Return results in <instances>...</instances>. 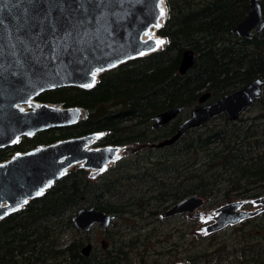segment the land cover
I'll return each instance as SVG.
<instances>
[{
  "label": "trees",
  "instance_id": "16d2710c",
  "mask_svg": "<svg viewBox=\"0 0 264 264\" xmlns=\"http://www.w3.org/2000/svg\"><path fill=\"white\" fill-rule=\"evenodd\" d=\"M167 6L168 18L159 30L167 39L163 48L103 72L92 88L63 86L36 98L80 107L86 112L83 120L0 147L2 163L19 152L93 132H105L97 146H132L96 178L86 169H71L44 195L2 219L0 264H147L142 248L164 257L150 264H264V212L204 234L194 231L197 221L185 214L160 216L192 194L203 197L208 209L264 195V89L238 119L220 114L174 144L154 145L177 132L205 91L213 100L264 77V28L251 39L235 32L250 11L249 0H167ZM187 48L198 59L183 74ZM182 105L186 109L177 117L153 128L154 115ZM84 207L113 214L115 227L118 218L129 223L136 216L142 222L128 233L120 227L106 231L113 249L100 252L94 245L86 257L81 249L90 235L72 220ZM72 233L85 236L68 242L65 237Z\"/></svg>",
  "mask_w": 264,
  "mask_h": 264
},
{
  "label": "water",
  "instance_id": "95a60500",
  "mask_svg": "<svg viewBox=\"0 0 264 264\" xmlns=\"http://www.w3.org/2000/svg\"><path fill=\"white\" fill-rule=\"evenodd\" d=\"M161 1L31 0L29 3L28 0H4L0 11V147L18 143L25 135L34 136L40 131L72 126L83 120L86 112L80 107L40 102L37 107L21 111L18 106L28 104L44 91L63 86L92 88L103 72L161 49L155 48L153 40L143 39V33L158 23ZM249 1L248 15L234 30L239 36L251 39L254 32L263 30L264 16L260 0ZM166 7L165 21L169 14L167 0ZM143 52L147 54L142 55ZM197 59V53L187 48L180 72L187 73ZM96 70L100 71L97 80L93 77ZM263 89L264 77H256L242 88L213 100H209L211 93L205 91L199 99L200 106L181 122L177 132L154 145L161 148L174 144L187 130L202 126L220 114L229 120L238 119L261 99ZM184 109L183 105L171 107L154 115L153 128L168 124ZM99 134L60 139L19 152L11 160L0 163V221L44 195L74 163L84 162L86 169L106 171L121 146L87 148ZM204 202L203 197L192 194L167 208L162 217L191 213ZM249 202L257 205L256 208H246L244 199L216 208L213 222L204 233L219 231L264 212V195ZM114 218L113 214L96 207H84L72 215L76 228L83 233H90L96 226L107 229ZM102 244L108 248L106 239ZM92 248V243L84 245L82 255L90 256Z\"/></svg>",
  "mask_w": 264,
  "mask_h": 264
},
{
  "label": "rangeland",
  "instance_id": "374dc122",
  "mask_svg": "<svg viewBox=\"0 0 264 264\" xmlns=\"http://www.w3.org/2000/svg\"><path fill=\"white\" fill-rule=\"evenodd\" d=\"M160 30V29H159ZM159 30H158V34H159ZM160 35V34H159ZM162 36V35H160ZM163 37V36H162ZM166 39V38H165ZM167 41V39H166ZM163 47V46H162ZM161 47V48H162ZM39 101L36 100V99H32V101L29 103V106L30 108H34V107H37L39 106ZM105 135V132H100V134L97 136L96 139H94V142H93V145H97L98 144V141ZM132 149V146L131 145H123L120 147V155L116 158V159H113L109 164H108V168L111 167L116 161L120 160L121 158H123L124 156L130 154V151ZM75 168H83V169H86L84 167V163H74L70 166V170L71 169H75ZM89 173V177L90 178H96L101 172L99 171H96L95 169H86ZM205 200V199H204ZM247 203H251L249 201L251 200H246ZM205 205V202L203 204V206H201L200 208L196 209L195 211L191 212V213H187L185 214L186 217L190 218V219H193L195 221H197L198 225L197 227L194 228V231H200L201 233L204 234L205 230H206V227L211 223L213 222V219H214V216L216 215V209H208L206 207H204ZM249 206H251L252 209L256 208L257 205H255L254 203L250 204ZM166 209H162L161 210V213H160V216L162 215V213L165 211ZM138 221L141 223L142 221L136 217V216H133V217H130V220H129V223L128 221H126V219L124 218H118L117 219V222H118V226H110L109 228L107 229H103L99 226H96L93 228V230L89 233V234H85V235H90V240L91 242H93L94 245L97 246V250H99L100 252L103 250L102 248V244H101V241L103 239H106L107 240V232L108 230H113L115 228H122L124 232H129V228H132V226L138 224ZM168 229V228H167ZM122 230H119V233L122 234L123 232ZM69 235V234H68ZM83 233L82 234H78L76 235L75 233H72L70 236H67L65 237L66 240L69 242L71 238H81L83 236H85ZM108 244H109V247L113 249V244L112 242H110L108 240ZM142 251H140L141 253H144V256H146V259L148 261V263H153V260H157V261H164V257L162 255H159L157 253L154 252V250L151 248V249H147V250H144L143 251V248L141 249ZM131 256L135 257V256H138L136 252H131ZM138 261H135L134 264H137ZM147 263V264H148ZM175 263H181L180 261H176L172 264H175Z\"/></svg>",
  "mask_w": 264,
  "mask_h": 264
},
{
  "label": "bare ground",
  "instance_id": "6f19581e",
  "mask_svg": "<svg viewBox=\"0 0 264 264\" xmlns=\"http://www.w3.org/2000/svg\"><path fill=\"white\" fill-rule=\"evenodd\" d=\"M161 8L164 9L165 11V15L163 17H159V20H158V23L157 24H154L152 25L148 30H146L144 33H143V39L144 40H153L155 42V48L156 49H159L161 48L165 42H166V39L165 37H162L158 34V30L161 29V27H163V23L167 17V7H166V0H162L160 3H159V9L161 10ZM159 24V27H157V25ZM158 41H163V43H160L158 44L157 42ZM147 52H143L142 55H146ZM100 71L99 70H96L95 72V78L96 80L98 79V75H99ZM88 85H93V83L91 84H88ZM32 100H30L31 102ZM26 104V105H19V109H23V111H27L30 109V106H29V103ZM51 106H54L53 104L49 103ZM93 142L94 140L90 141L87 145V148H91L93 146ZM120 155V149L117 151V154H116V158ZM80 163H84V162H80ZM67 170L64 171V173L66 172Z\"/></svg>",
  "mask_w": 264,
  "mask_h": 264
},
{
  "label": "snow or ice",
  "instance_id": "6c2138e0",
  "mask_svg": "<svg viewBox=\"0 0 264 264\" xmlns=\"http://www.w3.org/2000/svg\"><path fill=\"white\" fill-rule=\"evenodd\" d=\"M3 2H4V0H0V11L3 10V8H2V4H3ZM28 2L31 3V0H28ZM159 15H160L161 17H163V16L165 15V11H164L163 8H161ZM0 23H2V21H0ZM157 27H159V24L157 25ZM21 43H23V41H21ZM157 43L160 44V43H163V41H158ZM13 47H15V45H13ZM94 76H95V73H93V77H94ZM94 82H95V81L93 80V83H94ZM87 86H88V87H91L92 85H87ZM21 111H23V109H21ZM41 194H42V191H41V192H37V195H41ZM24 203H27V201H24Z\"/></svg>",
  "mask_w": 264,
  "mask_h": 264
},
{
  "label": "flooded vegetation",
  "instance_id": "af4514ba",
  "mask_svg": "<svg viewBox=\"0 0 264 264\" xmlns=\"http://www.w3.org/2000/svg\"><path fill=\"white\" fill-rule=\"evenodd\" d=\"M254 33H255V32H254ZM210 99H211V98H210ZM210 99H209V100H210ZM211 100H212V99H211ZM200 104H201V103H200ZM88 243H92V244H93V242H91V241L88 242ZM101 244H102V241H101ZM93 247H94V244H93ZM102 247H103V244H102ZM108 248H109V244H108ZM108 248H107V249H108ZM92 249H93V248H92ZM103 249H104V250H107V249H105L104 247H103Z\"/></svg>",
  "mask_w": 264,
  "mask_h": 264
}]
</instances>
